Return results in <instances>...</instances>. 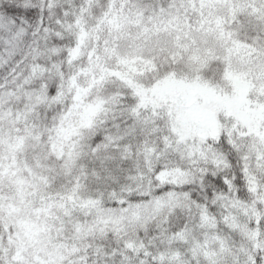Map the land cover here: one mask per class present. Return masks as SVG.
Segmentation results:
<instances>
[{
	"label": "snow or ice",
	"instance_id": "snow-or-ice-1",
	"mask_svg": "<svg viewBox=\"0 0 264 264\" xmlns=\"http://www.w3.org/2000/svg\"><path fill=\"white\" fill-rule=\"evenodd\" d=\"M0 264H264V0H0Z\"/></svg>",
	"mask_w": 264,
	"mask_h": 264
}]
</instances>
